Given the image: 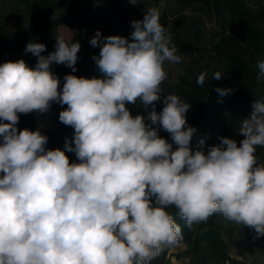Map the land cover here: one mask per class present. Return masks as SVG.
Wrapping results in <instances>:
<instances>
[{
	"label": "clouds",
	"instance_id": "clouds-1",
	"mask_svg": "<svg viewBox=\"0 0 264 264\" xmlns=\"http://www.w3.org/2000/svg\"><path fill=\"white\" fill-rule=\"evenodd\" d=\"M130 23V39L99 30L90 39L100 48L91 59L102 78L68 74L59 88L50 66L76 72L81 48L63 36L47 56L45 44L27 43L25 53L37 57L34 69L23 59L0 64V264H152L183 240L173 207L189 229L219 214L264 237V161L256 155L264 148V102H255L236 127L239 143L219 137L205 153L200 140L193 153L191 104L170 93L155 110L165 63L181 62L160 11L148 7ZM257 67V79H264V61ZM207 76L201 72L196 83ZM221 77L216 71L211 79ZM215 91L224 96L232 89ZM53 102L67 105L59 121L74 129V148L65 137L64 150H46L48 137L39 129L17 128L19 114L47 113ZM137 102L153 106L147 117L126 107Z\"/></svg>",
	"mask_w": 264,
	"mask_h": 264
},
{
	"label": "trees",
	"instance_id": "trees-1",
	"mask_svg": "<svg viewBox=\"0 0 264 264\" xmlns=\"http://www.w3.org/2000/svg\"><path fill=\"white\" fill-rule=\"evenodd\" d=\"M185 6H202L212 11L217 19L219 33L212 46V54L206 58L202 54L200 65L191 68L189 74L181 76L170 85H161V100L154 102L155 110L159 113L164 107V95L174 93L182 100L191 104L186 113L188 125L194 127L190 141V150L194 153L200 149V140H204V151L209 146L217 145L219 137H228L238 127L242 119L249 117L252 105L264 102V79H257L260 61H264V0H255L260 9L254 14L249 13L251 0H179ZM254 1V0H253ZM25 5L28 19L31 23V34L22 30L10 33L6 42L9 48V61L18 53L25 54L28 42L46 45L45 56L54 52L52 40L58 27L75 29L72 42L81 45L77 64V71L63 64L53 63L50 70L59 78V88L63 87V77L68 74L82 77L83 73L94 70L97 66L90 59V40L84 38L86 29H93L102 24L103 33L112 31L125 18L134 15L135 6L129 0H21ZM257 9V8H256ZM183 19V16L178 18ZM184 20V19H183ZM173 28L178 33L177 26ZM131 30H128L130 39ZM31 54V53H28ZM205 58V59H204ZM14 62V61H13ZM29 68H35L37 57L25 61ZM220 71V80H212L209 74L204 85L196 83L201 72ZM217 87L230 88L231 92L221 96L215 91ZM133 116L138 114L147 117L152 105L147 110L139 102L127 104ZM67 105L61 106L53 102L47 113L19 114L18 130L25 128L35 131L39 129L48 137L46 150L57 148L64 150L65 137L73 141L74 129L59 121V113ZM150 121L146 120V123ZM158 135L171 143L168 132L159 128ZM2 142V137H0ZM70 163H79L75 152H66ZM168 211L174 215L176 222L182 228L183 240L174 247L165 248L152 264H169L170 257L177 259L188 258L193 264H264L256 261L232 257L228 246L235 250L252 253L261 238H256L254 229L244 225H236L225 220L219 214L208 219L206 223L195 224L191 229L185 226V221L179 216L177 209ZM184 246L183 252L173 253L178 246Z\"/></svg>",
	"mask_w": 264,
	"mask_h": 264
},
{
	"label": "rangeland",
	"instance_id": "rangeland-1",
	"mask_svg": "<svg viewBox=\"0 0 264 264\" xmlns=\"http://www.w3.org/2000/svg\"><path fill=\"white\" fill-rule=\"evenodd\" d=\"M250 3L249 13L254 14L255 11L260 9V5L255 0H251ZM134 6L136 10L134 15L125 18V20L116 26L112 31L104 34L103 26L102 24H99L93 29H86L85 32H83L84 38L90 40L95 35L97 30L100 31L102 37L110 35L128 37V30L132 31L130 22L134 19L142 20L144 10H146V8L156 7L160 11V22L162 25L167 27L168 32L172 37V43L178 50L177 55L181 57L180 63H165L164 67L167 72V79L162 84L170 85L175 83L179 77L189 74L191 68H195L196 64L197 66L200 65L202 54L205 58L212 54V46L219 33L218 21L212 11H208L199 5L185 6L179 0H145L144 3ZM28 15L26 7L21 0H0V64L9 61L8 50L11 45L7 43L6 40L11 32L17 33L19 30H22L29 35L31 34L32 28ZM180 16H183L184 20H179L178 18H180ZM175 25L177 26L178 33L174 32L175 28L173 27ZM75 32V29L58 27L52 40L53 51L56 50L55 45L57 36H63L65 39L71 41ZM99 51V47H92L90 59L93 55H99ZM45 52L42 53V55H45ZM79 54L80 51L77 54L78 57ZM32 56V54L28 53H18L12 57V61L19 59L26 61L31 59ZM205 72L212 76L216 71L211 70L209 72L206 70ZM82 77L89 79L93 77L102 78V73L99 71L98 67H96L91 72L83 73ZM229 138L235 139L238 143L243 139L242 136L236 134L235 130L230 134ZM256 155L261 161H264V148H258ZM185 249L186 247L181 245L174 250L178 253L179 251L177 252V250H181V252H183ZM228 250L232 257H237L238 259L246 260L250 263L261 260L264 262V237H261L258 240V244L252 253L235 250L230 246H228ZM188 262V264H193L189 259ZM210 264L216 263L212 262Z\"/></svg>",
	"mask_w": 264,
	"mask_h": 264
},
{
	"label": "crops",
	"instance_id": "crops-1",
	"mask_svg": "<svg viewBox=\"0 0 264 264\" xmlns=\"http://www.w3.org/2000/svg\"><path fill=\"white\" fill-rule=\"evenodd\" d=\"M175 251V250H174ZM173 251V253H176V251L174 252ZM181 252V250H177V252ZM173 263H175V264H188L189 262H188V258H181V259H177L176 257H170V259H169V264H173Z\"/></svg>",
	"mask_w": 264,
	"mask_h": 264
}]
</instances>
